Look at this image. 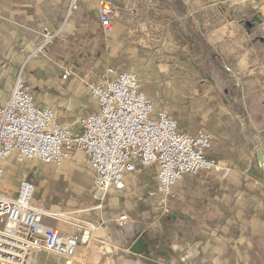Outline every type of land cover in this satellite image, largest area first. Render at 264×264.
I'll return each instance as SVG.
<instances>
[{"label":"crops","instance_id":"crops-1","mask_svg":"<svg viewBox=\"0 0 264 264\" xmlns=\"http://www.w3.org/2000/svg\"><path fill=\"white\" fill-rule=\"evenodd\" d=\"M99 1L0 0V107L24 67L38 104L79 131L97 109L88 83L107 66L130 69L182 131L212 134L207 153L231 172L187 174L168 197L157 165L143 166L101 201L82 151L59 163L12 153L0 195L15 196L29 179L46 224L65 235H78V223L95 226L72 260L43 249L34 264H264V0H109L117 7L110 32ZM43 26L57 33L50 53L27 58Z\"/></svg>","mask_w":264,"mask_h":264},{"label":"built area","instance_id":"built-area-1","mask_svg":"<svg viewBox=\"0 0 264 264\" xmlns=\"http://www.w3.org/2000/svg\"><path fill=\"white\" fill-rule=\"evenodd\" d=\"M126 8L137 11L138 4ZM116 12L109 0L99 1V18L106 32L111 31ZM41 33L42 41L27 58L49 55L57 33L46 26ZM88 87L97 109L81 118L75 131L56 119L52 107L38 104L22 67L10 99L0 107V178L12 153L19 160L59 163L73 151H82L96 177L94 196L102 201L109 189H124L126 176L143 166L157 165L159 187L168 197L175 196L176 184L187 174L231 172L208 155L212 134L204 128L195 135L182 131L169 111L147 95L135 71L107 66ZM35 196L36 185L29 179L19 182L15 196L0 195V264H34L43 249L73 257L80 243L90 241L93 224L78 223V235L62 234L44 222L45 204L35 203ZM128 220L127 213H121L116 223L123 227Z\"/></svg>","mask_w":264,"mask_h":264},{"label":"water","instance_id":"water-1","mask_svg":"<svg viewBox=\"0 0 264 264\" xmlns=\"http://www.w3.org/2000/svg\"><path fill=\"white\" fill-rule=\"evenodd\" d=\"M259 20H260V19H259L258 15H255V16L253 17L252 21H251V24L254 26V25L256 24V21H259ZM259 156H260L261 158H263V152H262V150L259 151Z\"/></svg>","mask_w":264,"mask_h":264},{"label":"rangeland","instance_id":"rangeland-1","mask_svg":"<svg viewBox=\"0 0 264 264\" xmlns=\"http://www.w3.org/2000/svg\"><path fill=\"white\" fill-rule=\"evenodd\" d=\"M145 91V90H144ZM91 96V95H90ZM92 98V97H91ZM93 99V98H92ZM156 103V105H162V106H164L168 111H169V109L167 108V106H165V105H163L161 102L160 103H158V102H155ZM54 254V253H53ZM55 255H57V254H55ZM57 256H61V255H57ZM61 257H63V258H65L66 260L68 259H71L72 260V257H64V256H61Z\"/></svg>","mask_w":264,"mask_h":264},{"label":"bare ground","instance_id":"bare-ground-1","mask_svg":"<svg viewBox=\"0 0 264 264\" xmlns=\"http://www.w3.org/2000/svg\"><path fill=\"white\" fill-rule=\"evenodd\" d=\"M54 253V252H53ZM55 254H57V253H55ZM76 254V253H75ZM57 255H59V254H57Z\"/></svg>","mask_w":264,"mask_h":264}]
</instances>
